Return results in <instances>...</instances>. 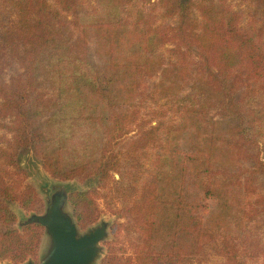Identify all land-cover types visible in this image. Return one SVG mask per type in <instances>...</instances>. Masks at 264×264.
I'll return each instance as SVG.
<instances>
[{"label": "trees", "instance_id": "trees-1", "mask_svg": "<svg viewBox=\"0 0 264 264\" xmlns=\"http://www.w3.org/2000/svg\"><path fill=\"white\" fill-rule=\"evenodd\" d=\"M151 1L99 0L83 22L81 0H0V124L12 135L0 142V261L35 256L42 234L40 224L15 227L12 205L34 211L38 201L20 152L52 141L60 149L71 121L104 125L106 139L101 148L87 141L67 168L55 151L43 156L55 177L99 178L72 197L85 200L82 228L99 218L103 189L120 191L114 173L129 164L141 186L113 211L125 222L113 225L102 264H192L211 253L221 264H264V0L258 28H243L228 0ZM89 29L105 59L96 67ZM11 60L21 71L6 82ZM51 111L46 121L58 128L48 136L37 121ZM189 130L193 150L182 152ZM187 177L203 201H217L209 219L194 221ZM122 231L132 255L116 245Z\"/></svg>", "mask_w": 264, "mask_h": 264}, {"label": "rangeland", "instance_id": "rangeland-1", "mask_svg": "<svg viewBox=\"0 0 264 264\" xmlns=\"http://www.w3.org/2000/svg\"><path fill=\"white\" fill-rule=\"evenodd\" d=\"M156 0H152L150 3H154ZM228 4L239 13L241 17V26L243 28H249L252 23H254V27L261 24V6L259 5L257 0H228ZM101 5L99 0H81L79 5V15L83 22H87L90 16V12ZM149 4L145 7L146 10L149 9ZM132 6H126V9H131ZM199 17V14L197 13ZM5 20H8L9 17H5ZM166 24H171L172 19H168L165 21ZM89 56L90 62L93 65L92 67H96L102 63H104L105 59L99 57L96 52V39L94 36L93 29H89ZM21 71L19 65L11 60L9 63L7 70L5 72L4 79L6 82H9L11 78ZM164 100H161L163 103ZM156 107L154 104L149 103L147 108L143 110L144 115L150 117L145 112L149 110V107ZM56 109L52 110L55 111ZM47 112L44 116L40 117L37 121L38 125L42 127V129L47 133L48 136L51 133H55L58 126L55 124L48 123L46 120L49 116L52 115L53 112ZM145 116V117H146ZM6 122H10V119H6ZM71 121L67 122L63 125V131L59 133V138H64V142L62 147L59 149V142H49L50 144H40L39 154H37L32 149H24L19 154V162L22 168L27 171V179L26 183L32 185L38 196V201L34 211H26L22 207L17 204L12 205L13 212L17 216V221L15 223V227L22 231V228L18 226L20 219L23 215L29 216L31 213L43 214L46 210V190L50 189L52 184L54 185H66L68 187V201H67V210L73 215L75 221L79 225L78 219V211L81 209V206L84 205V201L78 202L75 206L72 202V197L76 196L79 193H87L93 189H97L99 185V178L98 177H89L86 179H82L80 177H75L72 179H61L59 177L53 176L44 166V159L43 156L46 154H53L55 151L59 157L63 160L64 166L67 168L72 166L76 163H80L79 157L82 153V148L89 141L90 146L98 145L100 143V148L104 146L106 139H104V135L102 134L104 130V125H98L93 122L83 123L80 126H77L76 129H71ZM43 124V125H42ZM130 135H134L133 132ZM12 135L8 132L7 129L3 128L0 124V142L2 141L3 137H11ZM193 132L191 130L187 131L179 141V148L182 152H187L193 150ZM48 146V147H47ZM100 148L94 152V155L98 156L101 154ZM155 151H151L149 159L147 163H150L152 156H154ZM129 164H127L128 167ZM149 165V164H148ZM124 167L121 173H114L113 174V183L114 185L119 186L121 189L119 192L110 191L107 189L102 190V197L97 198V206L101 210L99 218L87 225L86 227L82 228L79 225L81 231H86L90 227L97 226L101 223V221L109 222V236L108 238L101 243L103 246V253L101 254L100 258L97 261V264H102L104 257L107 254L108 248L107 243L109 241L114 240V235L112 233V227L115 222H125L124 218H120L119 214H115L113 211L120 208L123 204H128L131 202L130 199V192L131 189L134 188L136 190V196L140 191L141 186H135L133 179L130 174L127 173L128 168ZM134 172V171H133ZM186 186L184 196L188 203H192L193 206L191 208V215L193 216L194 221L198 220L201 216L204 219H209L213 214L218 211V203L215 199H208L207 201H203L201 198V193L195 188L194 181L190 177L186 179ZM179 187L176 188V192L178 195ZM112 195L116 197H111ZM92 200V199H91ZM207 203V211H204L202 205ZM42 226V225H41ZM26 227V226H25ZM43 227V226H42ZM3 227L0 226V231ZM132 234L127 235L125 231H122L121 236L119 239L116 240V245L118 248H121V251H126L125 255H132L133 248L130 247L129 244V237ZM49 244L48 236L45 232V228H42V234L39 243V249L35 256L29 257V259H33L36 263H40L42 256L44 255L47 247ZM25 261V262H26ZM8 262L13 263L10 260L0 261V264H6ZM22 263H13V264H23ZM192 264H221V258L215 256L213 253L208 254L207 257H204L201 261L194 260Z\"/></svg>", "mask_w": 264, "mask_h": 264}, {"label": "water", "instance_id": "water-1", "mask_svg": "<svg viewBox=\"0 0 264 264\" xmlns=\"http://www.w3.org/2000/svg\"><path fill=\"white\" fill-rule=\"evenodd\" d=\"M46 194L45 212L23 215L18 226L23 229L31 224L42 225L49 244L40 263L29 259L23 264H97L103 253L101 243L109 236V222L101 221L99 225L81 231L67 210L68 187L52 184Z\"/></svg>", "mask_w": 264, "mask_h": 264}]
</instances>
